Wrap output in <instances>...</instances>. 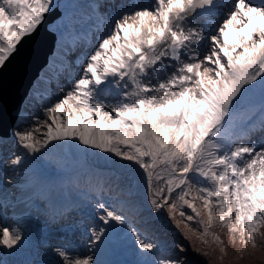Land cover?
I'll list each match as a JSON object with an SVG mask.
<instances>
[{"label": "snow or ice", "instance_id": "6c2138e0", "mask_svg": "<svg viewBox=\"0 0 264 264\" xmlns=\"http://www.w3.org/2000/svg\"><path fill=\"white\" fill-rule=\"evenodd\" d=\"M55 7V0H0V67ZM102 8V0L93 6L100 20ZM209 18L216 21L211 30ZM257 90L264 111V0H131L96 38L70 90L46 106L37 126L10 135L50 175L63 169L68 142L128 171L111 202L96 200L94 247L119 235L153 254L141 264H184L179 255L155 259L158 245L132 225L142 181L150 211L183 225L186 240L211 241L219 261L230 244L243 259L264 239V143H236L233 125ZM9 206L7 198L0 204ZM19 219L13 226L0 212L3 249L22 244ZM52 251L49 264H100L66 246Z\"/></svg>", "mask_w": 264, "mask_h": 264}, {"label": "rangeland", "instance_id": "374dc122", "mask_svg": "<svg viewBox=\"0 0 264 264\" xmlns=\"http://www.w3.org/2000/svg\"><path fill=\"white\" fill-rule=\"evenodd\" d=\"M65 1L62 0V3L60 2V8H65L63 5ZM108 14L109 10L105 15V25H109L110 22V20H107ZM74 19H77V16ZM214 27L215 25H211L210 30ZM50 28L58 31L57 28L59 27L53 23ZM76 37L75 30L60 44L62 57L66 56L69 59V56L76 52H85V50L77 49L85 45L86 41L96 38L93 35H89L88 38H82L83 42L77 43L73 47L69 46L71 41H76ZM90 53L86 54V57ZM86 57L82 60L83 65ZM68 65L69 73L72 64ZM75 65L80 69L79 75H81L83 66L81 68L77 62ZM66 66L62 64V68ZM71 72H74V68L71 69ZM37 89H40V93L43 92V94L38 93L37 100L33 97V100L28 102L24 114L17 122L18 126L12 131H23L37 126V121L44 118L46 106L54 103L57 97L63 95L55 94L54 90H51L52 85L45 78L40 80L39 88ZM113 92L112 96L115 95V89H113ZM254 93L235 114L233 132L239 137L235 139L236 143H256L257 145L264 143V132L261 131L264 128V111L261 110L262 101L261 98H258L254 102L252 100ZM48 94H51V97H48ZM113 102L115 101L113 100ZM0 145L4 148V157L0 160V168L3 172L2 178L8 186L1 193L14 206L18 203L14 208L9 206V211L14 209L16 212H23L25 209L32 208L34 204L41 205L42 211L46 214L50 213L52 220L62 221L59 224L63 227L60 230L65 231L64 237L73 238L71 242L68 241V244L82 248L83 251L79 254L94 255L100 264H141L145 258H153V254L141 253L128 241L121 239L119 235H114L102 245L94 247L91 243V230L98 226V222L94 220L96 200L102 199L111 202L116 188L123 185V178L128 174L127 170L116 167L108 160L106 154L99 153L97 150L84 149L82 145L80 147L84 151L76 152L72 148L71 142H68L63 169L59 170L55 175H50L39 156L34 161L30 156L25 155L24 150L18 145L15 138H13L11 143H0ZM17 155L23 157L22 163L16 166L11 165L10 160ZM48 167H54V165H49ZM4 170H6V174H4ZM101 188H103L102 192L99 191ZM110 189L111 191H109ZM135 199L137 200L138 210L129 212V219L132 225L140 230L142 235L158 245L154 254L155 259L179 255L184 264H264V241L260 237H258V247L256 249L249 247L243 259L237 257L235 249L229 244L228 255L223 261H219L218 249L211 241H209L207 246L201 245L197 240H193L190 243L185 239L186 230L183 225L177 228L176 223L166 215L150 211L145 199V188L142 181H137ZM0 204L2 203L0 202ZM48 206L50 210L46 208ZM8 208L2 211L6 216L10 215L7 212ZM58 209L59 211H57ZM11 224L17 226L16 222ZM192 226L197 227L194 222ZM27 231L26 227H24L22 230L23 236L27 235ZM67 232L74 235L69 237ZM220 234L222 239L228 243L229 237L223 232ZM55 243L52 240L54 247L58 245ZM69 245L66 247H69ZM176 245H182L184 251L178 252ZM8 252V249L0 247V258L3 255H7ZM206 252L208 255L204 254Z\"/></svg>", "mask_w": 264, "mask_h": 264}, {"label": "water", "instance_id": "95a60500", "mask_svg": "<svg viewBox=\"0 0 264 264\" xmlns=\"http://www.w3.org/2000/svg\"><path fill=\"white\" fill-rule=\"evenodd\" d=\"M47 24L45 19L34 34L17 46V51L0 69V111L8 109L14 115L19 114L35 79L48 62L50 44L45 37H54V34L47 29Z\"/></svg>", "mask_w": 264, "mask_h": 264}, {"label": "bare ground", "instance_id": "6f19581e", "mask_svg": "<svg viewBox=\"0 0 264 264\" xmlns=\"http://www.w3.org/2000/svg\"><path fill=\"white\" fill-rule=\"evenodd\" d=\"M98 2V1H97ZM69 4H70V2H69ZM69 4H66V7L69 5ZM64 12V15H63V17H62V20L64 21L65 20V23L61 26V27H65V25H66V19H67V17H68V9H65V10H63ZM87 26V25H86ZM93 26V25H92ZM91 26V27H92ZM69 27V26H68ZM88 28V27H87ZM88 29H90V27L88 28ZM58 37H59V35H57ZM60 39V38H59ZM57 56H51V64L53 65V64H56V61H57ZM33 92H34V90H33ZM260 93L258 92V94L256 93V96H254V97H257L258 95H259ZM33 212H39V210H37V211H33V210H31V212H29V213H27V214H33ZM31 217H33V218H35V216H33V215H31ZM32 224L33 223H31V226H32ZM57 223H46V222H43V223H37L36 224V226H35V229H37V228H39V227H41V226H43V225H48L49 226V228L52 230V234H54L55 235V240L57 241V242H59L60 244L59 245H62V246H68V244L67 243H65L63 240H64V238H61V235H62V233H60V232H55L54 231V228H55V225H56ZM67 234H69L68 232H67ZM69 235H71V234H69ZM32 239H34V238H32ZM34 240H36V239H34ZM108 247V246H107ZM68 248H70L72 251H74L75 253L76 252H78V254L80 253V252H82L83 251V249L82 248H71V246H69ZM12 251L13 250H9V252L10 253H12ZM15 252H17V251H23L24 252V255L26 256V255H28V254H31V248H24L23 247V244L22 245H20L19 247H17L15 250H14ZM37 256H38V254H37ZM2 257H4V260L2 261V263L3 264H20V262H19V259L20 258H16V259H14L12 256H10V254H7V255H3ZM39 258V260H42V259H48V260H55L56 259V257L54 256V254L53 255H51V254H49L48 252H46L45 250H43V251H41V253L39 254V256H38ZM105 257H107V255H105Z\"/></svg>", "mask_w": 264, "mask_h": 264}, {"label": "trees", "instance_id": "16d2710c", "mask_svg": "<svg viewBox=\"0 0 264 264\" xmlns=\"http://www.w3.org/2000/svg\"><path fill=\"white\" fill-rule=\"evenodd\" d=\"M261 240H263V241H264V239H261Z\"/></svg>", "mask_w": 264, "mask_h": 264}]
</instances>
